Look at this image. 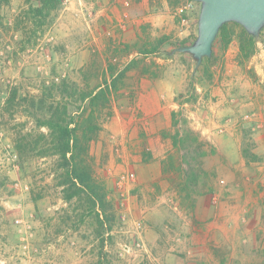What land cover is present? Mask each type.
Returning <instances> with one entry per match:
<instances>
[{
  "label": "rangeland",
  "instance_id": "374dc122",
  "mask_svg": "<svg viewBox=\"0 0 264 264\" xmlns=\"http://www.w3.org/2000/svg\"><path fill=\"white\" fill-rule=\"evenodd\" d=\"M94 1L61 0L36 43L25 49H21V32L14 20L22 8L37 0H9L0 10V264H264L263 172L252 163L255 158L250 139L242 143L248 160L244 169L234 174L235 182L216 171L219 159L215 149L198 129L194 128L200 133L201 147L184 134L183 146H174L170 137L174 130L169 126L165 128H170L167 137L160 131L166 139L161 153L162 176L155 179L157 182L147 180L142 185H138L136 173L122 165L118 135L108 136L112 160L107 162L94 140L90 152L95 174L105 186L113 213L110 232L102 229L101 235L90 221L73 230L59 220L57 211L65 204L52 187L48 165L40 158L16 154L15 132H26L33 126L23 112L22 98L37 92L42 81L64 77L93 86L101 80L108 62L124 66L131 58H141L134 53L133 43L125 48L128 43L121 40L110 38L99 47L87 45L85 30L77 28L79 20L74 8L85 2L93 8L98 0ZM192 2L196 4L197 17L199 3ZM232 28L238 43L239 28ZM196 33L197 23L194 36ZM75 36H82V41L77 43ZM256 39L257 46L264 42V27ZM227 46L224 48L218 38L212 45V55L204 57L195 72L191 55L176 51L170 69L184 80V88L178 93L186 90L191 76L196 97V88L208 90L216 86ZM170 47L164 45L166 49ZM150 61L156 62V58L148 57L146 62ZM157 64L159 68L151 67L147 74L156 72L163 78L165 67ZM141 68L140 63L127 71L113 104L124 105L135 99L139 79L147 77L141 74ZM241 69L252 77L246 65ZM13 93L16 97L12 105L6 101ZM186 97L190 98L187 95L180 99ZM194 103H183L187 117ZM245 112L264 119V108ZM244 113L238 119L245 123L241 119ZM247 124H243V131L250 128ZM189 125L192 126L190 121ZM139 150L143 158L149 159L148 144L142 141ZM125 171L133 172L135 180L122 199L115 182L118 174Z\"/></svg>",
  "mask_w": 264,
  "mask_h": 264
},
{
  "label": "crops",
  "instance_id": "0c3cea01",
  "mask_svg": "<svg viewBox=\"0 0 264 264\" xmlns=\"http://www.w3.org/2000/svg\"><path fill=\"white\" fill-rule=\"evenodd\" d=\"M74 10L79 20L77 28L85 30L89 46L105 45L103 42L110 38L129 44L146 35H170L180 39L194 35L196 4L188 0H179L175 5L169 0H98L93 8L85 2L77 4ZM81 37L75 36V41L79 43ZM238 55V43L233 38L223 50V71L216 86L208 90L196 88L197 100L187 114L192 127L212 142L219 159L216 171L224 179L234 180V174L244 169L248 159L243 155L242 143L250 139L255 158L252 163L263 172L264 185V119L260 128L245 121L250 126L247 131L242 129L245 123L238 119L246 110L264 108V42L240 63ZM155 58L165 67L163 78L141 77L135 99L124 105L113 104V116L95 140L96 148L106 156L107 162L112 160L109 134L121 138L122 165L136 173L138 185L147 180L157 182L162 176L161 153L166 139L161 137L160 131L171 125V111L179 107L175 96L184 88V80L170 69L173 59L164 55ZM243 65L250 69L252 77L241 69ZM219 126L222 130L217 129ZM142 141L151 150L149 159L139 152Z\"/></svg>",
  "mask_w": 264,
  "mask_h": 264
},
{
  "label": "trees",
  "instance_id": "16d2710c",
  "mask_svg": "<svg viewBox=\"0 0 264 264\" xmlns=\"http://www.w3.org/2000/svg\"><path fill=\"white\" fill-rule=\"evenodd\" d=\"M177 1L179 0H169V3L175 5ZM8 2L9 0H0V10ZM60 2L61 0H37L36 4H29L19 11L14 23L21 32V49L36 43L38 35L42 34L43 28L52 13L59 8ZM193 23H197V17ZM229 24L232 25L230 28ZM233 26L239 28L236 36L240 63L253 55L257 48V39L240 24L234 21L222 24L212 45L221 38L225 48L234 36ZM194 38V35L182 39L170 35L154 37L146 35L133 43L134 53L141 58H131L124 66L108 62L97 84L91 86L88 82L79 84L68 78H56L42 81L37 92L22 98L25 102L23 112L31 119L33 126L26 132L22 130L15 132L14 149L18 157L23 155L40 158L42 163L48 165L52 187L57 189L59 199L65 204L57 211V216L68 225V228L75 230L86 221H90L97 228V234L101 235L102 229L105 233L110 232L113 213L106 199L105 186L95 174L90 145L97 139L104 124L113 116L114 95L119 90L127 71L139 67L141 63L142 75L160 77L156 72L147 74L151 67L159 68V65L153 61L146 62V59L161 55L172 57L179 47L191 44ZM165 44L171 47L166 49ZM128 47L129 44H125V48ZM191 57L195 72L199 65L192 55ZM14 95L13 93L6 102L13 105L16 97ZM187 95L190 98L180 99ZM196 98L191 76L186 90L175 96L178 109L171 111L170 114V128L174 130L170 137L174 146L179 144L183 146L185 143L183 134L191 137L197 147L202 146L199 131L189 125L188 117L184 115L182 108L183 103L195 102ZM180 122L183 123L182 128L179 126ZM170 128L161 130L163 137H167ZM243 155L247 157L245 147ZM103 241L101 238L100 242Z\"/></svg>",
  "mask_w": 264,
  "mask_h": 264
},
{
  "label": "water",
  "instance_id": "95a60500",
  "mask_svg": "<svg viewBox=\"0 0 264 264\" xmlns=\"http://www.w3.org/2000/svg\"><path fill=\"white\" fill-rule=\"evenodd\" d=\"M199 3L197 33L191 44L179 52L189 53L199 65L212 51V43L222 24L234 21L258 37L264 27V0H192Z\"/></svg>",
  "mask_w": 264,
  "mask_h": 264
},
{
  "label": "built area",
  "instance_id": "2783aa9c",
  "mask_svg": "<svg viewBox=\"0 0 264 264\" xmlns=\"http://www.w3.org/2000/svg\"><path fill=\"white\" fill-rule=\"evenodd\" d=\"M93 3L94 0H89ZM192 2V1H191ZM244 121H251L253 123L252 127L260 128L261 120L257 118V115L254 112H245L241 117ZM218 130H222V126L217 127ZM135 180L134 173L131 171L120 172L116 178L115 188L120 193L122 199L125 198V194L129 192L130 186ZM16 223L19 222V219L15 220Z\"/></svg>",
  "mask_w": 264,
  "mask_h": 264
}]
</instances>
